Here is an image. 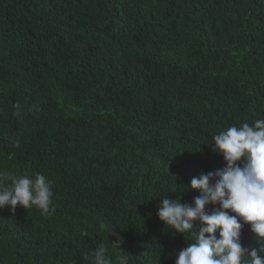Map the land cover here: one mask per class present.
Wrapping results in <instances>:
<instances>
[{
    "label": "trees",
    "instance_id": "obj_1",
    "mask_svg": "<svg viewBox=\"0 0 264 264\" xmlns=\"http://www.w3.org/2000/svg\"><path fill=\"white\" fill-rule=\"evenodd\" d=\"M257 119L264 0H0V170L42 172L55 207L0 209V264H89L105 224L129 264H175L198 225L165 230L160 199L191 205L213 135Z\"/></svg>",
    "mask_w": 264,
    "mask_h": 264
},
{
    "label": "clouds",
    "instance_id": "obj_2",
    "mask_svg": "<svg viewBox=\"0 0 264 264\" xmlns=\"http://www.w3.org/2000/svg\"><path fill=\"white\" fill-rule=\"evenodd\" d=\"M209 146L226 166L201 171L192 178L189 187L199 195L191 205L181 204L178 195L174 200L165 196L157 206L158 220L172 234L187 236L198 225V230L187 236L191 242L175 254V264H264V119L233 124L214 134ZM53 195V182L42 172L16 175L0 170V209L36 208L47 216L55 212ZM208 205L219 207L209 213ZM244 225L250 226L259 250L241 245ZM113 226L105 224L104 228L114 241L110 244L107 240V246L100 244L87 253L89 264H129L131 256L121 250L123 238ZM110 249L121 254L110 255Z\"/></svg>",
    "mask_w": 264,
    "mask_h": 264
}]
</instances>
